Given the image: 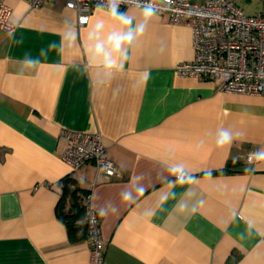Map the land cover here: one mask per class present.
<instances>
[{
	"label": "crops",
	"instance_id": "1",
	"mask_svg": "<svg viewBox=\"0 0 264 264\" xmlns=\"http://www.w3.org/2000/svg\"><path fill=\"white\" fill-rule=\"evenodd\" d=\"M234 1L264 11V0ZM5 2L16 26L0 30V264H92L88 238L70 240L55 211L58 181L73 176L65 130L100 133L119 171L79 169L104 264H264V96L178 75L192 31L166 13L94 7L80 26L65 0ZM129 27L131 45L113 52L108 36ZM222 133L231 144H217Z\"/></svg>",
	"mask_w": 264,
	"mask_h": 264
},
{
	"label": "built area",
	"instance_id": "2",
	"mask_svg": "<svg viewBox=\"0 0 264 264\" xmlns=\"http://www.w3.org/2000/svg\"><path fill=\"white\" fill-rule=\"evenodd\" d=\"M44 1L27 0L31 7H38ZM147 4L158 13H166L171 23H184L191 28L193 58L175 65L178 75L206 77L221 92L264 96V11L246 14L234 0H65L66 7L77 12L80 26L88 23L94 7L120 11ZM11 15V7L0 0V30L8 34L16 26ZM61 137L65 141L61 159L78 182L79 169L88 162L106 176L119 174L100 133L65 130ZM255 158V154L246 157L248 161ZM84 203L90 259L92 264H104V246L91 192L84 195Z\"/></svg>",
	"mask_w": 264,
	"mask_h": 264
},
{
	"label": "trees",
	"instance_id": "3",
	"mask_svg": "<svg viewBox=\"0 0 264 264\" xmlns=\"http://www.w3.org/2000/svg\"><path fill=\"white\" fill-rule=\"evenodd\" d=\"M58 185L61 191L55 207L57 217L65 223L70 240L86 237L84 195L89 191L81 188L72 175L61 178Z\"/></svg>",
	"mask_w": 264,
	"mask_h": 264
},
{
	"label": "clouds",
	"instance_id": "4",
	"mask_svg": "<svg viewBox=\"0 0 264 264\" xmlns=\"http://www.w3.org/2000/svg\"><path fill=\"white\" fill-rule=\"evenodd\" d=\"M157 12V9L153 7L151 4H147L143 6L142 9V15L143 17L148 20L151 19ZM112 15L116 16L117 13L115 10L112 11ZM120 21L126 25L130 26L131 25V18H129L125 14H119ZM102 25L98 24L97 27H101ZM144 31V25L141 24L136 30H135V35H140ZM134 39V32L129 27V30L124 33H113L108 36V42L111 44V48L113 52L119 53L120 49L123 45H131L132 41ZM95 54H103L104 56V62L108 68H113L117 66V60L111 57V54L106 52L104 49V46L102 43H98L95 47ZM232 138L229 134L227 133H222L218 139H217V144L220 146L226 145V144H231ZM258 159H264V154L258 155ZM180 169H173L174 174L180 172ZM185 181L182 176L178 177V183L183 184ZM125 199H128L127 196H125Z\"/></svg>",
	"mask_w": 264,
	"mask_h": 264
},
{
	"label": "rangeland",
	"instance_id": "5",
	"mask_svg": "<svg viewBox=\"0 0 264 264\" xmlns=\"http://www.w3.org/2000/svg\"><path fill=\"white\" fill-rule=\"evenodd\" d=\"M259 4H261V6L264 7V1H261Z\"/></svg>",
	"mask_w": 264,
	"mask_h": 264
}]
</instances>
